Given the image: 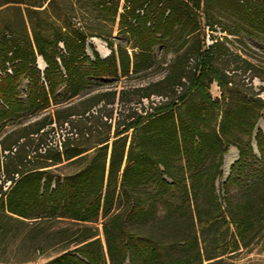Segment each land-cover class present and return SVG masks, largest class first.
I'll use <instances>...</instances> for the list:
<instances>
[{
  "label": "trees",
  "instance_id": "obj_1",
  "mask_svg": "<svg viewBox=\"0 0 264 264\" xmlns=\"http://www.w3.org/2000/svg\"><path fill=\"white\" fill-rule=\"evenodd\" d=\"M120 1L97 5L119 17L131 49L108 43L109 55L94 52L90 59L88 35L79 28L53 35L34 29L32 39L27 29L6 31L14 17L20 25H76L70 9L59 15L56 0H0V126L27 110L54 107L0 140L11 158L27 150L40 160L35 164L27 155L0 166V212L6 218L0 233L9 231L8 222L42 225L27 233L41 251L65 243L47 264H237L230 259L241 249L255 241L264 245V132H255L264 99L248 91L242 78L249 69L251 78L257 75L255 65L231 51L227 30L211 22L213 0H124L122 9ZM234 10L236 24L264 41V0H235ZM156 46L174 54L163 78L76 100L93 78H129L150 68ZM22 77L29 80L26 101L19 98ZM214 82L220 97L211 93ZM152 93L161 99H150ZM116 101L121 110L114 130L94 145L83 148L70 135L48 144L57 127L73 132L77 121L113 120L112 110H105ZM229 144L239 157L221 196L216 181ZM67 160L85 164L68 174L51 168ZM243 180L245 187L233 195V185ZM60 220L77 225L72 235L63 237L67 227L51 229Z\"/></svg>",
  "mask_w": 264,
  "mask_h": 264
},
{
  "label": "rangeland",
  "instance_id": "obj_2",
  "mask_svg": "<svg viewBox=\"0 0 264 264\" xmlns=\"http://www.w3.org/2000/svg\"><path fill=\"white\" fill-rule=\"evenodd\" d=\"M98 1L99 0H56L55 13L62 15L65 9H70L69 12L71 14H77V16L73 18V22H75L76 25H57L60 23V21H56V25H20L19 19L14 17V15L12 14L11 18L14 17V22L12 25H6V31L12 35H16L19 34L22 30L27 29L32 39L34 29L38 31H43L45 34L48 35H53V32L59 29H62L63 31H69L72 29L79 28L88 35V38L86 40V53L87 55H89L90 59L94 58V52L99 53L103 57L109 55L110 48L108 46V43H113L115 47L119 44H122L131 49L133 41L128 33L121 31L119 25V17L117 16L116 18H114L111 12H109L105 8L101 9V7L97 5ZM115 1L116 0H114V2ZM212 2V7L215 8V11L214 16L211 18V22L217 23L219 26H222L227 30V46L230 47L231 51L240 53L244 58L251 61L255 65L254 72L257 73V75H254L252 78V72L250 69L246 72L242 71V78L247 83L246 88H248V91L258 93V96H261L264 99V41L262 39V36H260V34H250L248 32V27L236 24L240 21L237 18L236 12L234 10L235 0H213ZM123 3L124 0H121L120 9H122ZM42 20L43 19H39L37 22L43 23L44 21L42 22ZM237 30H241L238 35H234L232 34V32H230ZM218 31L219 30H215L216 33ZM95 39H99L103 43L106 48L105 54H102L99 51L97 45L94 42ZM60 46L62 47V44H60ZM154 53L156 56V61L150 68L140 70L138 73L133 74L129 78H93V81L88 86V89L86 91H83L80 96L76 98V100L83 98L84 96H87L90 93H94L98 90H119L125 85L127 87H137L149 84L151 82H155L163 78L167 74L170 64L174 59V54L172 51H167L166 49H164L163 46H156L154 49ZM37 64L39 65V57L37 59ZM43 67H45V65ZM28 85L29 80L22 77L20 79L18 92L19 98H21L23 101L27 100ZM211 93L213 97H220V88L215 82L211 85ZM151 95L152 96L150 97V99H161L159 98L160 96L157 93H152ZM143 102L148 105L149 99L144 98ZM53 109L54 107L52 106L45 111L39 112H32L31 110H27L18 118L5 122L4 125L0 126V140L9 131L33 123L44 115L52 112ZM110 110H112L113 112V120H109L107 123L105 122L106 119H104V122L77 121L74 123L73 132L70 130V128L57 127L54 131H51L48 144L55 145L57 143H60V141L63 140V137L70 135L71 142L75 141L76 143H79L83 148L94 145V143L98 139L105 137L110 132H113L116 120L118 119V116L120 114L121 103L116 101L114 104H109L105 112H111ZM262 121H264V111H262V115L257 121L255 132L258 129H261L264 132V123L262 124ZM110 124H112V126H110ZM83 132L85 134H83ZM73 133H77L79 136H72ZM130 135L131 131L128 133V141L130 140ZM111 141L112 140H110V143ZM252 143L254 147V153L259 159L260 154L257 150L256 143L255 141H253ZM233 147L236 149V146L234 144H229L227 152L230 150V148ZM92 150L93 148L88 150L87 152H91ZM9 154L10 153L8 150L4 151L0 148L1 168H3V165L8 160H12L13 162L25 161L27 155V159H33L35 164L37 162H40V160H38L37 158H33L34 152L29 155V152L27 150H20V152L15 155V158H11ZM238 157L239 154L233 162H235ZM224 158L221 166V175L216 181L218 193L221 196H224L223 183L227 179L230 172L229 169L228 174L226 176L224 175ZM257 158L252 157L251 162L257 165ZM84 164L85 161L73 162L67 160L62 163L53 165L51 166V168L57 173L68 174L76 171ZM3 177L4 175L1 172L0 181L3 180ZM246 182L247 181L243 180L241 185H233V195L239 196L241 190L245 187ZM8 184L9 182L5 183L6 186ZM0 219L6 220L2 212H0ZM103 220L104 219L101 218L97 223V226H99L100 229V235L102 239L104 238L102 233ZM7 227L9 228V231L7 233H0V264H47L48 261L63 252L65 243L53 245L46 248L44 251H41L40 244L37 240L31 241L27 239V233L30 231V229L35 228V230L38 231L43 227L40 224L27 225L18 222H8ZM63 227H67V230L63 234V237H65L68 235H72L74 230L77 228V225L71 222L70 220H60L54 222L51 226V229L55 230ZM10 228H12V230ZM73 248L74 246L70 244L68 250ZM230 261H234L237 264H264V245L261 241H255L248 247L241 249V251L236 254L233 259H230Z\"/></svg>",
  "mask_w": 264,
  "mask_h": 264
},
{
  "label": "bare ground",
  "instance_id": "obj_3",
  "mask_svg": "<svg viewBox=\"0 0 264 264\" xmlns=\"http://www.w3.org/2000/svg\"><path fill=\"white\" fill-rule=\"evenodd\" d=\"M94 42L97 45V48L99 49V51L102 54H105L106 53V48L103 45V43L99 39H95ZM39 65L42 66V67L44 66V61L41 58V56H39ZM261 123L263 124L264 121H262ZM237 155H238L237 150L234 147L230 148V150L226 153L225 159H224V165H223V171H224V175L225 176L228 174L229 169H230V165H231L232 161L235 160Z\"/></svg>",
  "mask_w": 264,
  "mask_h": 264
},
{
  "label": "water",
  "instance_id": "obj_4",
  "mask_svg": "<svg viewBox=\"0 0 264 264\" xmlns=\"http://www.w3.org/2000/svg\"><path fill=\"white\" fill-rule=\"evenodd\" d=\"M45 65V64H44ZM39 68H41L42 70L45 68V67H42V66H40L39 65ZM226 155V154H225ZM225 159V158H224ZM233 164V161H232V163H231V165ZM231 165H230V167H231Z\"/></svg>",
  "mask_w": 264,
  "mask_h": 264
},
{
  "label": "built area",
  "instance_id": "obj_5",
  "mask_svg": "<svg viewBox=\"0 0 264 264\" xmlns=\"http://www.w3.org/2000/svg\"><path fill=\"white\" fill-rule=\"evenodd\" d=\"M12 70H11V68H8V72H11ZM0 74H1V72H0ZM159 98H161V97H159Z\"/></svg>",
  "mask_w": 264,
  "mask_h": 264
}]
</instances>
